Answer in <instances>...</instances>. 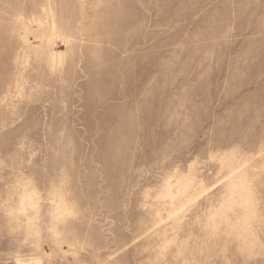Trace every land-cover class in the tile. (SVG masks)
I'll list each match as a JSON object with an SVG mask.
<instances>
[{
	"label": "rangeland",
	"instance_id": "rangeland-1",
	"mask_svg": "<svg viewBox=\"0 0 264 264\" xmlns=\"http://www.w3.org/2000/svg\"><path fill=\"white\" fill-rule=\"evenodd\" d=\"M0 264H264V0H0Z\"/></svg>",
	"mask_w": 264,
	"mask_h": 264
}]
</instances>
